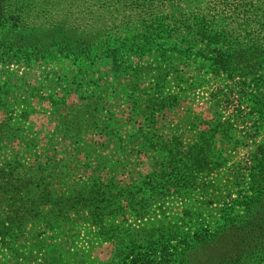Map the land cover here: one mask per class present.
Returning <instances> with one entry per match:
<instances>
[{
	"label": "rangeland",
	"instance_id": "1",
	"mask_svg": "<svg viewBox=\"0 0 264 264\" xmlns=\"http://www.w3.org/2000/svg\"><path fill=\"white\" fill-rule=\"evenodd\" d=\"M244 4L251 41L264 20L252 0ZM177 8L0 0L11 38L0 44V264H122L221 221L264 142V115L248 108L242 77L230 76L259 68L222 71L201 59L195 31L168 33ZM62 37L108 38L115 50L50 47ZM189 147L205 158H168Z\"/></svg>",
	"mask_w": 264,
	"mask_h": 264
},
{
	"label": "trees",
	"instance_id": "2",
	"mask_svg": "<svg viewBox=\"0 0 264 264\" xmlns=\"http://www.w3.org/2000/svg\"><path fill=\"white\" fill-rule=\"evenodd\" d=\"M158 1L164 5L169 3L175 8L180 7L166 15L171 16L168 21V24L171 23L167 27L168 33H173L176 36L178 27L181 28L178 36H190L192 39L191 34L194 35L193 31H195L198 39L200 38L205 44V47L198 53L201 59L211 61L222 71L234 63H244L248 68L255 66L259 68L255 76H253L254 73L247 70L240 74H232L230 77H242L243 90L240 94L247 97L248 108L251 112H257L259 116H263L264 72L260 71L264 70V23L260 29L253 32L254 39L246 41L247 34L244 31L245 0H199L205 7L195 10L188 8L186 5L188 0ZM252 3L255 16H259L262 12L261 19L264 20V0H252ZM219 17L223 20V26L217 30L213 26V22ZM229 21L233 26L230 27ZM4 23H7V20L0 16V44L11 39L3 34ZM176 23L179 24L175 26ZM61 26L60 29L53 32L57 35L66 33L65 26ZM235 31H237V40L233 36H229V33ZM90 35V33H86L81 37L89 38ZM174 35L170 34V36ZM62 38V41L55 40L54 45L50 47L74 48L80 50L79 54L99 48L102 53H108L110 56H113L112 53L115 50L114 41H110L108 38L98 45H95L97 38L78 39L71 43L64 42L68 37ZM66 45L72 46L67 47ZM188 51H190L189 47L185 49V52ZM250 75L252 77L249 81L243 78H248ZM254 129L259 131L261 128L256 126ZM182 153L180 151L169 152L168 158L170 161H176L182 157L199 161L205 158L203 154L197 158L199 151L191 150L190 147L188 153L184 155ZM249 164L245 185L237 193L236 198L232 199L229 205H225L224 212L220 216L221 221L217 222L215 226L201 227L172 245L159 246L160 250L151 248L150 251L134 255L122 264H264V142L254 146L249 156ZM219 243L222 247L219 248L216 256H205L208 246ZM197 256L198 258L195 260Z\"/></svg>",
	"mask_w": 264,
	"mask_h": 264
}]
</instances>
